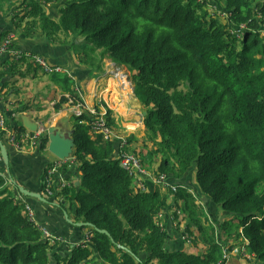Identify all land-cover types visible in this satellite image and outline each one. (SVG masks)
<instances>
[{
	"label": "trees",
	"instance_id": "1",
	"mask_svg": "<svg viewBox=\"0 0 264 264\" xmlns=\"http://www.w3.org/2000/svg\"><path fill=\"white\" fill-rule=\"evenodd\" d=\"M60 1L53 19L45 7ZM216 1L225 14L213 12L207 0H18V11L25 10L15 11L16 28L27 18L25 31L51 47L80 39L75 59L91 74L102 72L105 59L129 72L145 138L128 139L125 150L175 190L137 189L116 160L117 142L91 131L88 112L72 115L75 165L61 168L76 179L43 196L73 223H90L109 237L77 227L92 234L90 241L62 255L57 238L51 242L29 220L18 195L30 198L15 193L1 161L0 264H224L223 250L234 248L250 256L245 264H264V0ZM18 56L0 57L4 101L1 92L16 77L39 71L26 52ZM48 79L60 92L55 112L69 100L83 103L74 79L64 73ZM27 110L16 106L3 115L21 148L30 144L15 116ZM104 117L122 135L112 111L106 108ZM38 147L46 151L47 134Z\"/></svg>",
	"mask_w": 264,
	"mask_h": 264
},
{
	"label": "crops",
	"instance_id": "2",
	"mask_svg": "<svg viewBox=\"0 0 264 264\" xmlns=\"http://www.w3.org/2000/svg\"><path fill=\"white\" fill-rule=\"evenodd\" d=\"M1 1L4 0H0V19L2 17L4 19H7L8 23L5 22L6 28L4 32H9L8 35L12 34L14 36L13 44L15 48H17L19 51L31 52L42 56L50 65L60 66L61 68L70 71L71 75L74 76L73 79L75 80V91L87 107L92 108L93 106H95L102 113H104V111H106V108H108L112 111V118H114V120L120 127V132L126 133V135H128L130 138H132L133 136L135 137L138 135V133L142 132L140 136L136 137L137 139H139L136 141L143 140L140 139L141 137H145L143 120L141 124L130 123L132 129H130L127 124H124L120 121V118L122 117L121 115H123L126 110L122 105L126 103L125 105L129 107V103L126 102L127 100L125 99V97L123 99V97L120 95L121 89L120 87H116V84L119 83L113 80V77H110L106 73V65L103 68L102 72L98 74H91L89 70L81 68L77 65V61L75 59L76 52L73 46L80 45V39L73 38L69 46L51 47L45 38L38 37L34 33L28 34L25 31L27 18H25L20 27H15L13 20L15 19L13 18L14 14L11 17L10 12L8 13V9L14 4L15 5L13 7H17L18 0H10L11 4H9L7 9L4 11H2L1 9ZM48 8L49 6L45 7L46 14H49ZM24 10L16 11V13L20 14ZM76 73L79 77H81V80L78 79ZM27 76L28 77L24 79L16 77V83L10 88V90H3L1 92V96L6 93L7 100L4 101L2 100V97H0V112L4 114L10 111V109L15 108L16 106L20 108L26 107L28 108V110L25 113L15 116L17 120L20 119L21 121L22 116H29L32 121L40 123L43 126H57L64 131L71 130V127L69 129V123L70 117L76 113V110L74 108L75 106L70 104H63L59 112L57 113H55V110L52 107L50 109L53 111V114L51 115V118L47 117L46 111H48V108H46V106L48 103H50L48 98H51V94H56L58 98L60 97L59 89L48 79L50 75H45L47 79H42V74L39 70L35 77H33L32 74H29ZM110 89L115 90L117 102L110 100L112 98L111 96H113L112 92H109ZM129 89L132 90V97L133 100H135L136 105L141 107L139 101L133 95V85H131ZM57 102L50 103V105L54 106ZM136 125L138 126L135 127ZM3 142L7 148V152L9 155V174L13 179L15 185L23 187L30 193L39 194L43 198H45V196L47 195L44 191L42 178L44 167L48 163H51L53 165L58 160L56 159L52 162V160L48 156V149H46V151H41L38 149L39 147L36 148L27 146L22 147L20 150H17L15 147L7 144L6 140H3ZM71 167L72 166H67V169H71ZM63 171L64 170L61 168L54 174V193H57L59 191L57 185L61 182L66 181L67 183H70L71 181H74L76 179V176L71 175L67 178L66 176L62 175ZM6 174L8 176L7 171ZM15 187L13 188V190L18 195L19 191ZM153 187L154 186L149 184V190H151V188ZM43 193L45 194V196H43ZM18 197L19 199L23 200L26 205L31 206L34 212V218L36 221L35 223L41 229L46 230L52 237L57 238L59 244L58 251L62 255H68L71 248L77 246L83 241L85 231L78 230V228L73 225L74 223L69 218L68 219L71 221V223L66 221L64 217L65 212L57 208L58 205L55 200L54 202H48V198L47 202L44 203L30 197V200H26L20 195H18ZM213 209L215 210V208ZM221 217L223 216H220V219ZM171 227L172 229L175 227V221L171 223ZM172 245L182 248L176 240ZM230 264L244 263L242 262V260H238L237 258H235L230 262Z\"/></svg>",
	"mask_w": 264,
	"mask_h": 264
},
{
	"label": "built area",
	"instance_id": "3",
	"mask_svg": "<svg viewBox=\"0 0 264 264\" xmlns=\"http://www.w3.org/2000/svg\"><path fill=\"white\" fill-rule=\"evenodd\" d=\"M13 38L14 36L12 34L5 36L0 41V57H7L8 60H14L18 61L19 56L18 54L20 52H26V51H19L17 48L13 46ZM27 56H31L32 61L34 62V65L39 68L40 72L45 75H53V74H66L69 76V74L60 66H52L50 65L45 58L42 56H39L37 54H32L30 52H26ZM120 74H118L119 76ZM70 77V76H69ZM71 78V77H70ZM122 78V75L120 76V79ZM69 104H71V101L69 100ZM75 110L76 113L74 115L80 116L83 112H88L91 116V124L90 129L95 134H100L103 136V138L107 141H115L117 142V155L116 160H118L120 167L127 173V175L132 178V180L135 183V186L140 191H147V185L146 182H150L152 186L162 184L166 187H170L173 191L175 190V186L172 185L165 176H161L159 179L154 180L147 170H145L141 166V162L138 158L135 156L129 154L126 152L125 148L127 145V138L123 135H117L113 132V130L108 126L107 121L104 117V113L96 112L95 107L86 109L83 103H77L75 104ZM85 108V110H84ZM6 119L4 116L0 115V128L2 129V132L4 134V138L6 140L7 144H10L11 146L15 147L17 150H20L21 147L16 143L15 140V133L12 125L10 127H6L5 123ZM37 123V122H36ZM39 125V129L34 132H28L25 134V138L29 140L30 147H36L38 148L39 143L41 142V138L46 133V126H43L40 123H37ZM24 147V146H23ZM71 157V156H70ZM68 158L64 161H57L54 163L50 168L46 170L45 176L43 178V186L44 191L48 197H53L55 188V179L54 174L56 171H58L62 165L67 166H74L75 161L73 158ZM1 162V158H0ZM70 183H67L66 181L61 182L57 185V188L59 193L62 189L69 187ZM56 193V192H55ZM25 210L27 212V216L29 220L33 221L34 223V212L29 205H25ZM36 224V223H35ZM36 226L41 229L37 224ZM43 232V235L47 239H54L46 230L41 229ZM92 237V234L86 233V236H84L83 241L79 243L77 246L85 247L88 242L90 241V238ZM53 244V243H52ZM239 249L237 248L236 252H233V250L229 253L226 252V250H223V259H225V263L229 260V256L231 255H237L242 256V249L240 250V254L238 253ZM224 263V264H225Z\"/></svg>",
	"mask_w": 264,
	"mask_h": 264
},
{
	"label": "rangeland",
	"instance_id": "4",
	"mask_svg": "<svg viewBox=\"0 0 264 264\" xmlns=\"http://www.w3.org/2000/svg\"><path fill=\"white\" fill-rule=\"evenodd\" d=\"M2 2V5H1V9L2 11L6 10L7 7L9 6V4H11V1H1ZM18 3V2H17ZM207 4L208 6L210 7V9L213 11V12H219V13H222V14H225V11L223 9V5L219 2H217L216 0H207ZM15 5V4H14ZM13 5V6H14ZM64 5V1H60L57 5H54V6H49L48 8V13L50 15L51 18H56L57 17V10L59 7L63 6ZM13 6L9 7L8 9V13L10 12V15L12 17L13 14H15V11H18V7L17 8H14ZM10 9H13L12 11H10ZM6 23H8L7 19L5 18H1L0 19V34L4 33V30L6 28ZM238 31V30H237ZM78 39V38H77ZM104 64H103V68L105 67V69L107 70V74L110 76V77H113L112 79L115 80L116 82H118L119 84H116V87H120L121 91H120V95L123 97H125V99L127 100L126 102L129 103V107L127 105H125L126 103H124L122 106L123 108H125V113L123 115H121L122 117L120 118V121L124 124H127L129 126L130 129H132V127L130 126V123H136V124H141L142 120H143V112H141V107L140 106H137L136 103H135V100H133V97H132V90L129 89L131 87L132 82H131V79H130V74L129 72L123 68V67H117V66H114L113 63L110 62L109 59H105L104 60ZM38 68V67H37ZM83 68V67H82ZM65 70V69H64ZM70 77H72V79L74 78V76L71 75V72L68 71V70H65ZM41 73V72H40ZM42 76L41 78L44 79L47 77L45 76V74L41 73ZM118 74H120L118 76ZM77 77L79 80H81V77L78 76V74L76 73ZM122 75V78L120 79V76ZM124 84V85H123ZM115 87V89H116ZM109 92H112L113 96H111L112 98L110 99L111 101H116V96H115V90H109ZM111 94V95H112ZM51 98H48L49 102L50 103H53V102H57L59 101L60 97L58 98V96L56 94H51L50 96ZM50 103L47 104L46 108H48V111H46L47 113V117H50L51 118V115L53 114V111L50 109L53 107L54 109V106H51ZM84 104V103H83ZM116 104V103H114ZM54 105V104H53ZM125 105V106H124ZM85 108L86 109H89V107H87L85 104H84ZM95 107V106H93ZM84 108V110H85ZM59 112V111H58ZM57 113V112H55ZM0 115L3 116L4 114L2 112H0ZM138 125H136L135 127H137ZM70 123H69V129H70ZM123 130V129H122ZM47 134V132L45 133ZM120 134H122L123 136H125L128 139H131L128 135H126V133H122L120 132ZM142 134V132L138 133L137 136H140ZM137 136H133L132 138L134 140H139L137 139L136 137ZM144 136H145V133H144ZM145 137H141L140 139H144ZM26 147V146H24ZM48 156L50 157V159L52 160V162L54 160H56V158L54 156H52L50 153H48ZM146 168V167H145ZM144 168V169H145ZM146 170H148L146 168ZM149 172V171H148ZM151 173V172H150ZM149 173V174H150ZM191 178H193L191 176ZM150 185H152L151 183H149ZM149 184H148V190H149ZM188 184L192 185V181H189ZM191 191V189H189ZM192 192V191H191ZM206 209V208H205ZM206 214L211 218H217V216L213 213V211L210 209H206ZM171 213V212H170ZM176 224V223H175ZM174 228H177L176 226ZM214 228L216 229V234H218V231L220 229V226L218 223H214ZM178 229V228H177ZM183 229V226L181 227V230ZM179 230V229H178ZM180 231V230H179ZM86 236V234L84 235ZM218 236L220 237V235L218 234L217 235V239H218ZM177 237V236H176ZM243 241H245L243 239ZM237 248H234L233 249V252H236ZM242 253L243 255L242 256H236V257H232L231 255L229 256V260L225 263V264H230V262L237 258L238 260H242V262L245 264L244 260L245 259H249L250 256L247 255L245 253V250L244 248H242ZM222 262L220 261L219 264H221Z\"/></svg>",
	"mask_w": 264,
	"mask_h": 264
},
{
	"label": "water",
	"instance_id": "5",
	"mask_svg": "<svg viewBox=\"0 0 264 264\" xmlns=\"http://www.w3.org/2000/svg\"><path fill=\"white\" fill-rule=\"evenodd\" d=\"M21 125L26 131L31 133H34L39 129V125L36 122L32 121L29 116L21 117ZM46 132L48 137L47 149L49 153L53 155L58 161H64L68 159L71 156L74 149V139L72 137L73 134L72 130L64 131L58 128L57 126H52V127H46ZM0 158L6 168L9 180L14 186H16L9 174V155L7 152V148L1 139H0ZM16 188L18 189L19 193L21 195H24L25 197L37 199L44 203L47 202V200L39 194L30 193L20 186H16ZM64 217L67 222L71 223L66 213H64ZM73 225L78 228L91 227L97 233L104 234L109 237L107 231L98 230L97 228H94L90 223H74Z\"/></svg>",
	"mask_w": 264,
	"mask_h": 264
},
{
	"label": "flooded vegetation",
	"instance_id": "6",
	"mask_svg": "<svg viewBox=\"0 0 264 264\" xmlns=\"http://www.w3.org/2000/svg\"><path fill=\"white\" fill-rule=\"evenodd\" d=\"M75 106V105H74Z\"/></svg>",
	"mask_w": 264,
	"mask_h": 264
}]
</instances>
